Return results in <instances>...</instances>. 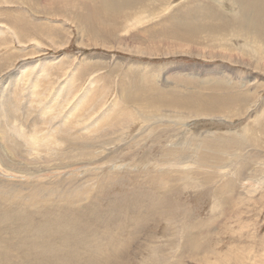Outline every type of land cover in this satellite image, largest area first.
<instances>
[{"label":"rangeland","instance_id":"rangeland-1","mask_svg":"<svg viewBox=\"0 0 264 264\" xmlns=\"http://www.w3.org/2000/svg\"><path fill=\"white\" fill-rule=\"evenodd\" d=\"M24 1L0 0V110L21 109L12 133L28 150L11 155V172L0 169V188L17 198L31 183L47 188L62 177L66 194L91 183L89 195L114 210L136 205L145 231H107L108 240L93 243L98 264H264V43L166 20L200 3L231 17L236 1L166 0L155 14L137 7L104 24L95 0L68 9ZM30 137L51 143L32 146ZM92 139L91 153L79 146L69 155ZM42 158L65 166L41 174L57 179L22 173ZM12 239L0 231L2 242Z\"/></svg>","mask_w":264,"mask_h":264},{"label":"bare ground","instance_id":"bare-ground-1","mask_svg":"<svg viewBox=\"0 0 264 264\" xmlns=\"http://www.w3.org/2000/svg\"><path fill=\"white\" fill-rule=\"evenodd\" d=\"M77 1L78 0H48V2L53 5H57L58 8L61 9H68L72 7L73 4L77 3ZM95 1H97V6L93 8V12L97 17L102 19L103 24L107 20H109L108 23L117 20L121 15L122 11L133 10L137 7L145 8L150 13L155 14L159 12L161 6L165 5L166 3V0ZM235 1L234 3L239 7V11L237 15L231 14V17L225 15L223 12L216 10L212 6L200 3L196 5L188 4L183 8L179 9L178 11L172 12L169 17L166 18V20L168 23L173 22L181 24L189 30L196 28L197 25H203L210 29L213 35H216L218 37L219 34L221 36H225L231 33L234 38L240 37L248 41L250 39V41L252 40L254 43L256 41H258L260 44L262 42L264 43V0ZM24 3H27V1H24ZM36 3V0H32V6L34 5L33 7L37 8ZM175 19L177 20L176 22L174 21ZM196 34H198V32L194 30L191 31L187 36L183 37L192 38L193 36L195 38L194 35ZM211 38L216 37L211 36ZM258 47L259 49L257 50V52L260 55H264V48L260 46ZM11 78L13 77L11 76ZM7 100H9V98ZM83 102L85 103V100ZM5 105H8V103L5 102ZM5 105L2 107L4 108ZM90 105L89 107L91 108ZM8 106H6L5 108H7ZM52 106L51 108L53 109ZM47 107L48 105L45 108ZM116 108H118V106H116ZM28 109V107H24L26 114L30 111ZM18 111H21V109H19L18 107H15L14 112L9 109L0 110V169L7 174L12 171L14 164L11 155H14L17 158V156H22L23 154H25V152L27 153L28 151L27 149H25V146H27V141H22V138L20 139V137L13 135L18 130H15L14 133H12L14 129L12 123L15 121L12 115L14 114L16 116V112ZM123 112L126 111H122V114ZM80 115H82V113ZM88 115L92 114L88 113ZM83 119L85 118H82V120ZM111 120L112 119H110L109 122ZM109 122L107 124L111 123ZM88 127L90 128V126ZM58 130L59 129L55 131ZM33 131L36 130L34 129ZM39 133H41V130ZM59 133L62 132H58L56 134ZM22 134L25 133L22 132ZM28 135L29 132L27 136ZM35 135H37L36 132L34 136ZM23 136L24 138H26L25 135ZM101 136L96 137V140ZM36 137H30L29 141L32 146H37V144L51 143L49 139H44V141L42 142L35 139ZM58 138H60V136ZM28 139L29 138H27V140ZM31 139L34 140L32 141ZM16 140L18 143H16ZM23 142H25V145ZM86 142L77 143L73 147L69 155H71L72 152L78 151L79 146L81 148V151H87L91 153L93 151H91V149L94 148L95 141L94 139H92V141L86 140ZM89 143L92 144V146L89 145ZM30 146L29 150L33 149H30ZM15 150L21 152L14 154ZM77 155H79V153ZM24 161V159H21L22 163ZM57 163L58 162L56 160H45L44 158L39 160L35 159L31 162L32 169L28 171L29 173H22L28 175L27 179L30 177H36V179H39L41 177H52L51 180L54 178L57 179L58 176L54 174L46 177L41 175L42 173H46V169L52 170L53 166H49ZM23 165V167L21 166V170L27 168L26 163H23ZM36 168H42V171H38ZM53 168L61 169L65 168V166L61 164L60 166H54ZM105 176L108 177V175L106 174ZM60 178L61 180H58L56 183L54 182L49 184L47 188L39 184L31 183L30 194L28 195L26 192H20L18 193L19 196H17V198L13 197V195H15L16 193L15 189L10 188L7 190H3L2 188H0V231H9L11 237L13 238L10 242H2L0 240V264H98L95 257L97 250L93 249V243L100 244L102 240H108L109 235L107 231H109L111 234H117V231H124L126 228H129V231H145L146 223L139 221L136 217V205L125 203L114 210L113 201H106L105 199L100 198V194L96 196L89 195L90 192L96 189L94 184L91 185V183L83 186L72 185L73 189L71 193L66 194L64 192L59 191V188L61 187L60 184L66 182V179L68 178ZM4 182L5 179L1 178L0 183ZM88 185H91V187L89 189H86L84 193H82L81 190L85 189L86 186L88 187ZM104 187L105 186L103 185L102 189ZM109 190L111 191L112 187H110ZM22 191H25V189H23ZM106 194V192L103 193V196H106ZM92 197L93 201L89 205L82 208H80L82 206L81 204L80 207L78 206L79 203H88V201H90ZM123 200L126 201L127 196H124ZM99 230L106 231L102 237H99L95 234V232ZM71 232H73L74 234L72 240L68 239L65 236V234H69ZM110 240L114 243H118L119 237L117 235H112L110 237ZM14 253H18V256H16V254L14 255ZM112 253L113 257L115 255L120 254L119 248L114 247ZM157 264H159V262Z\"/></svg>","mask_w":264,"mask_h":264}]
</instances>
